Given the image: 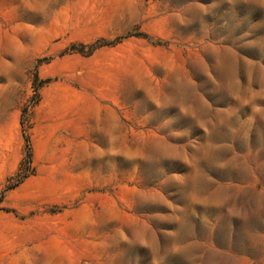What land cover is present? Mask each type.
<instances>
[{"label":"rangeland","instance_id":"1","mask_svg":"<svg viewBox=\"0 0 264 264\" xmlns=\"http://www.w3.org/2000/svg\"><path fill=\"white\" fill-rule=\"evenodd\" d=\"M0 215L6 264H264V0H0Z\"/></svg>","mask_w":264,"mask_h":264},{"label":"crops","instance_id":"2","mask_svg":"<svg viewBox=\"0 0 264 264\" xmlns=\"http://www.w3.org/2000/svg\"><path fill=\"white\" fill-rule=\"evenodd\" d=\"M66 100V98L64 99V101ZM69 102H66L65 104H67ZM79 135V134H77ZM50 142V137H48L45 140V145L43 146V149H41L40 151V156L44 158L43 162L48 164V165H52L54 163L55 160H57L56 158H54V152L51 146H49ZM35 150V156H36V148H34ZM45 165V164H44ZM24 182H21V185ZM2 219H6L5 221H2ZM13 224H14V217L13 216H2L0 215V264H4L3 262H5V264L7 263L6 260V256L9 253H12L13 251V246L10 243L9 248H7V241L6 239L7 237V232H11L13 229ZM28 228L31 229H38L39 227L37 225H28ZM12 237V235H10V238Z\"/></svg>","mask_w":264,"mask_h":264},{"label":"trees","instance_id":"3","mask_svg":"<svg viewBox=\"0 0 264 264\" xmlns=\"http://www.w3.org/2000/svg\"><path fill=\"white\" fill-rule=\"evenodd\" d=\"M26 156L24 157V159L21 161L20 163V169L22 168V166H25L27 164L30 165L31 163V158H32V151H31V148H30V145L28 146V149L26 151ZM27 175H25V173H22V174H19L17 173L16 174V177L14 178V182L11 183L10 185L7 186V188H11V187H14L16 186L17 184H19L23 178H25Z\"/></svg>","mask_w":264,"mask_h":264}]
</instances>
